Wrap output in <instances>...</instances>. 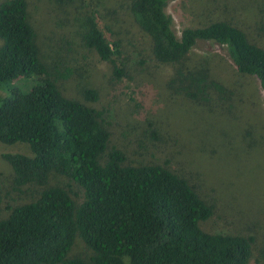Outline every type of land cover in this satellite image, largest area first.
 <instances>
[{
  "label": "trees",
  "instance_id": "16d2710c",
  "mask_svg": "<svg viewBox=\"0 0 264 264\" xmlns=\"http://www.w3.org/2000/svg\"><path fill=\"white\" fill-rule=\"evenodd\" d=\"M172 1L128 0L155 66L166 68V88L198 111L238 108L234 92L211 75L206 59L188 56L199 42H210L224 47L235 71L255 78L264 93V48L231 19L186 28L178 38L165 12ZM27 7L26 0L0 1V142L29 146L31 156L3 158L15 190H39L0 219V264H248L254 238L205 232L201 225L213 207L168 159L136 162L125 151L108 150L111 129L104 112L90 105L97 91L83 89L80 100L62 94L57 82L71 72L41 60ZM85 22V48L110 63L117 80L124 77L115 60L120 42H108L94 13ZM32 77L38 82L23 91L17 80ZM151 139L164 140L157 131ZM52 175L77 186L79 199L69 187L48 185ZM76 239L91 251L88 259L69 255Z\"/></svg>",
  "mask_w": 264,
  "mask_h": 264
},
{
  "label": "rangeland",
  "instance_id": "374dc122",
  "mask_svg": "<svg viewBox=\"0 0 264 264\" xmlns=\"http://www.w3.org/2000/svg\"><path fill=\"white\" fill-rule=\"evenodd\" d=\"M26 1L41 60L49 68L71 72L57 82L62 94L80 100L83 89L97 91L98 100L90 105L104 112L111 129L108 150L125 151L136 162L168 159L213 207L201 228L211 234L252 236L248 264H264V93L258 81L239 75L224 47L199 42L188 56L193 62L206 59L211 75L234 92L238 108L195 110L187 98L166 88V68L155 66L149 40L133 23L128 0ZM165 12L178 38L186 28L231 19L264 48V0H174ZM87 13H94L108 42H120L121 55L115 60L125 76L119 80L112 65L83 44ZM37 82L36 77L17 80L25 92ZM156 131L165 141L151 139ZM5 154L31 156L26 144L0 142V219L9 207L33 200L39 190L31 185L13 188ZM48 181L50 186L69 187L74 200L79 199L73 183L53 175ZM69 255L88 259L91 251L76 239Z\"/></svg>",
  "mask_w": 264,
  "mask_h": 264
}]
</instances>
